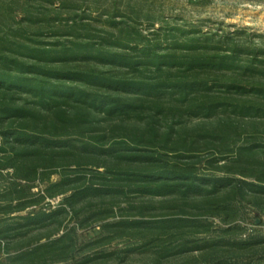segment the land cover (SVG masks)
I'll return each instance as SVG.
<instances>
[{
	"label": "trees",
	"instance_id": "16d2710c",
	"mask_svg": "<svg viewBox=\"0 0 264 264\" xmlns=\"http://www.w3.org/2000/svg\"><path fill=\"white\" fill-rule=\"evenodd\" d=\"M28 6L0 7L25 25L0 35V264H264V235L236 222L264 215V39L98 34Z\"/></svg>",
	"mask_w": 264,
	"mask_h": 264
},
{
	"label": "rangeland",
	"instance_id": "374dc122",
	"mask_svg": "<svg viewBox=\"0 0 264 264\" xmlns=\"http://www.w3.org/2000/svg\"><path fill=\"white\" fill-rule=\"evenodd\" d=\"M29 0V10L34 13L57 14L66 18L75 17L87 23L94 33L100 34V31H114L117 29L108 22L110 19L114 21H124L126 24L122 26L130 29L131 25L142 34L147 35L150 31H164L165 25H178L184 27H195L199 32L197 35L204 33L225 34L235 29H242L246 33L254 34V42L259 43L264 39V0ZM15 10L17 19H21L25 5L24 0H0ZM64 5V6H63ZM65 5H68L65 7ZM70 5V6H69ZM1 11V9H0ZM11 12V10H10ZM132 19H137L134 23ZM64 23V22H63ZM153 23V25H150ZM8 25V26H7ZM3 24L0 18V35H6L11 29H16L19 24L12 22ZM19 26H25L21 24ZM64 26V24L62 25ZM38 24L30 25L32 30L29 37L37 39L42 43H55L57 41H68L65 36H35L33 31L36 30ZM11 32V31H10ZM12 34V33H11ZM9 33V39L16 36ZM264 104L263 102H261ZM228 112V111H227ZM172 115V114H170ZM219 116H230L226 112H218L214 117L208 120L196 119L193 117H184V123L188 126H195L204 122L210 123L215 121ZM174 116H169V122L176 120ZM251 119H248V121ZM264 125V122L262 123ZM263 129V128H262ZM58 179L57 175L52 177L53 181ZM148 201V199H136L135 202ZM160 198H154L153 203L159 205ZM60 198L51 201L52 205H57ZM245 219L237 220L241 225L243 235L260 234L264 235V215L257 214L251 207L245 209ZM167 211L156 209L152 213H166ZM6 215H0V226L9 222L10 218ZM213 219V218H212ZM218 225L221 224L218 219H213ZM91 231L90 227L84 228L81 232L87 238ZM91 233H89L90 235ZM122 248L124 242H113L109 247ZM190 255V254H189ZM133 259L143 257L142 254L134 253L130 256ZM148 257V256H144ZM188 256L176 257L172 260V264H183ZM185 264V263H184Z\"/></svg>",
	"mask_w": 264,
	"mask_h": 264
}]
</instances>
